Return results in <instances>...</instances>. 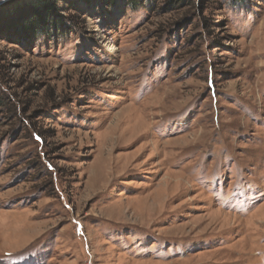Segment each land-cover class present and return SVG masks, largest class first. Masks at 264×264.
I'll use <instances>...</instances> for the list:
<instances>
[{"label": "rangeland", "instance_id": "obj_1", "mask_svg": "<svg viewBox=\"0 0 264 264\" xmlns=\"http://www.w3.org/2000/svg\"><path fill=\"white\" fill-rule=\"evenodd\" d=\"M35 2L0 0V264H264V0Z\"/></svg>", "mask_w": 264, "mask_h": 264}, {"label": "trees", "instance_id": "obj_2", "mask_svg": "<svg viewBox=\"0 0 264 264\" xmlns=\"http://www.w3.org/2000/svg\"><path fill=\"white\" fill-rule=\"evenodd\" d=\"M47 3L48 2H46V0H38V2H35L34 4H31L30 5L29 11L32 12L33 21L35 23L42 24L43 22H47L48 21L47 20L48 18L46 16H47V14L49 16H51L50 15L51 12L49 10L51 4L49 5V7H46V5H48ZM52 7H53V5H52ZM19 11H20V13L21 12H24V10L23 11L22 10H19ZM50 20H51V23H52V16H51ZM56 23H57V20L54 19L53 20V24L56 25ZM48 24H50V23H48Z\"/></svg>", "mask_w": 264, "mask_h": 264}]
</instances>
